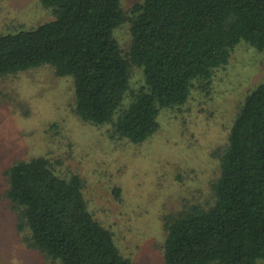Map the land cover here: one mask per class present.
<instances>
[{"label": "trees", "instance_id": "1", "mask_svg": "<svg viewBox=\"0 0 264 264\" xmlns=\"http://www.w3.org/2000/svg\"><path fill=\"white\" fill-rule=\"evenodd\" d=\"M54 18L0 34V79L51 66L71 77L76 115L142 144L195 88L210 92L241 44L264 53V0H40ZM131 24L124 52L116 31ZM251 50V49H249ZM142 83L132 84V69ZM213 202L166 215V264H264V79L244 98L216 155ZM49 156L12 163L5 197L28 248L59 264H137L96 218L80 175ZM116 194L121 193L115 188Z\"/></svg>", "mask_w": 264, "mask_h": 264}, {"label": "rangeland", "instance_id": "2", "mask_svg": "<svg viewBox=\"0 0 264 264\" xmlns=\"http://www.w3.org/2000/svg\"><path fill=\"white\" fill-rule=\"evenodd\" d=\"M141 0H123L126 10ZM54 18L40 0H0V34ZM124 52L131 24L115 33ZM251 49V50H249ZM264 79V53L241 44L209 93L198 85L183 109L161 119L159 131L135 144L112 137L75 113L71 77L42 66L0 79V264H59L28 248L5 197V170L15 161L46 155L56 171L78 174L95 218L114 233L121 252L137 264H166L164 218L189 204L213 202L216 155L249 91ZM142 72L132 69L133 87ZM115 188L121 193L116 194Z\"/></svg>", "mask_w": 264, "mask_h": 264}]
</instances>
